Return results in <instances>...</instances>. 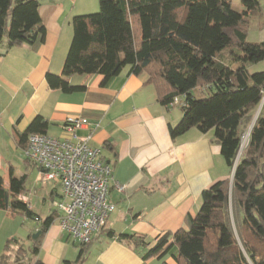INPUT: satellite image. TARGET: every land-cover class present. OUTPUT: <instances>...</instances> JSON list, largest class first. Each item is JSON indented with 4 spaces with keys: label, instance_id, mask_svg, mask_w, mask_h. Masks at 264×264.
<instances>
[{
    "label": "trees",
    "instance_id": "16d2710c",
    "mask_svg": "<svg viewBox=\"0 0 264 264\" xmlns=\"http://www.w3.org/2000/svg\"><path fill=\"white\" fill-rule=\"evenodd\" d=\"M263 1L241 0L237 11L231 0H99L98 13L73 18L62 73L46 77L52 90L85 92L86 86L69 84L75 75L102 76V86L126 70L147 75L163 106L183 101V117L170 127L172 139L194 128L212 131L229 170L227 178L203 191L201 208L195 217L188 216L186 228L165 234L152 248L145 236L115 238L107 226L98 235L142 249L145 261L162 260L174 249L177 264H264V42L248 41ZM39 8L37 0H0V51L44 42ZM258 108L242 149L243 127L252 123ZM48 129V121L37 116L24 132L14 130L18 147L24 152L31 135ZM28 177H17L14 167L8 182L0 175V210L41 221L42 235L36 241L35 233L30 236L37 258L58 214L41 220L22 200L29 192ZM94 240L80 245L75 262L64 264H84ZM34 264L44 263L37 259Z\"/></svg>",
    "mask_w": 264,
    "mask_h": 264
},
{
    "label": "crops",
    "instance_id": "0c3cea01",
    "mask_svg": "<svg viewBox=\"0 0 264 264\" xmlns=\"http://www.w3.org/2000/svg\"><path fill=\"white\" fill-rule=\"evenodd\" d=\"M37 1L46 30L44 42L0 51V146L10 140L18 147L14 130L24 132L37 116L48 121L47 134L57 139L69 138L63 129L67 118L88 120L86 127L76 130L77 136L91 137L90 146L101 150L115 182L124 187L123 192L116 187L110 191L115 211L107 229L115 238L145 236L152 248L165 234L186 228L188 216L195 217L201 208L203 191L229 176L214 133L194 128L172 139L170 127L178 125L183 113L159 102L147 75H128L126 70L107 86H102V76L75 75L69 84L86 86L85 92L52 90L46 77L62 73L73 39V18L99 11V0ZM250 31L258 38L256 43L264 42V29L251 27ZM38 178L35 197L29 191L22 200L44 220L58 214L54 203L61 190L58 185L39 183ZM39 207L47 215H41ZM20 218L26 219L0 210V264H25L24 253L19 252L26 234L18 229ZM32 222L34 226L23 227L27 240L41 224ZM115 238L97 234L84 264H177L174 249L162 260L145 261L142 249L135 251ZM79 251L80 245L61 230L58 214L31 264L37 259L44 264L75 262Z\"/></svg>",
    "mask_w": 264,
    "mask_h": 264
},
{
    "label": "built area",
    "instance_id": "2783aa9c",
    "mask_svg": "<svg viewBox=\"0 0 264 264\" xmlns=\"http://www.w3.org/2000/svg\"><path fill=\"white\" fill-rule=\"evenodd\" d=\"M175 99L170 107L182 106ZM89 124L86 119L67 118L63 129L69 138L57 139L48 134H33L23 152L27 165L37 169L39 181L58 185L61 196L54 203L60 228L75 243L87 245L107 226L115 206L109 201L115 182L113 168L102 159L101 150L90 146L91 137L80 138L76 130ZM250 132L244 137L247 145Z\"/></svg>",
    "mask_w": 264,
    "mask_h": 264
},
{
    "label": "rangeland",
    "instance_id": "374dc122",
    "mask_svg": "<svg viewBox=\"0 0 264 264\" xmlns=\"http://www.w3.org/2000/svg\"><path fill=\"white\" fill-rule=\"evenodd\" d=\"M263 6V11L262 14L260 15H256L252 18L251 21V25L252 28L255 29H264V1L262 3ZM233 8L237 11H240L241 9V3L240 0H233ZM99 11L95 12L98 13ZM92 13V14H95ZM258 32V31H257ZM251 33L248 37V41L249 42H253L256 43L258 40V38H255V33L254 32H249ZM254 34V35H253ZM7 40L6 38L4 39V44H6ZM261 67L257 68V70H260ZM176 108H180V106H176ZM181 110V108H180ZM260 108H258L257 110L254 111V117L252 120V123L250 125L244 126L243 127V133H244V137L250 132V128L252 127V125L255 123L259 113H260ZM10 167H14L15 168V175L17 177H21L23 175H29L28 177V181H27V189L29 191H31V195L33 196V198L35 197L36 194V185H37V178L39 177L38 172L34 169H31L28 165L27 162L25 161V158L23 157L22 154V149L19 147H15L14 145H11L10 140L8 142H6L5 144H3V146H0V175L4 177L5 181L8 182L9 181V169ZM39 180V178H38ZM39 183H42L39 181ZM38 202L37 199L35 201V203ZM39 210V212L41 213V215H47V212L44 211L43 209L41 210V208H37ZM47 218V216H46ZM26 220L23 218L19 219L18 222V229L22 232L26 233L25 234V246L24 247H20V249H23L25 252L24 254H22V262H25V264H31L32 262H34V254H33V240H30L28 237V232H27V228H23V227H27V226H34L32 223V221L26 220L25 223L22 226V222ZM235 230V227H234ZM33 239V236H32Z\"/></svg>",
    "mask_w": 264,
    "mask_h": 264
},
{
    "label": "water",
    "instance_id": "95a60500",
    "mask_svg": "<svg viewBox=\"0 0 264 264\" xmlns=\"http://www.w3.org/2000/svg\"><path fill=\"white\" fill-rule=\"evenodd\" d=\"M253 126H254V124L252 125V127L250 128V132H251V130L253 129ZM42 235V231H38V232H36L34 235H33V240H37L40 236Z\"/></svg>",
    "mask_w": 264,
    "mask_h": 264
}]
</instances>
